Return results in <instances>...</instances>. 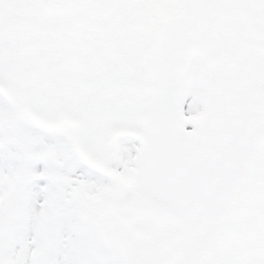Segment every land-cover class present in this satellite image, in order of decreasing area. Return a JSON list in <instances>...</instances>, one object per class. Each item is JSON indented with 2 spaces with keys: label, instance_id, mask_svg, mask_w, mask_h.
Masks as SVG:
<instances>
[{
  "label": "snow or ice",
  "instance_id": "obj_1",
  "mask_svg": "<svg viewBox=\"0 0 264 264\" xmlns=\"http://www.w3.org/2000/svg\"><path fill=\"white\" fill-rule=\"evenodd\" d=\"M0 264H264V0H0Z\"/></svg>",
  "mask_w": 264,
  "mask_h": 264
}]
</instances>
